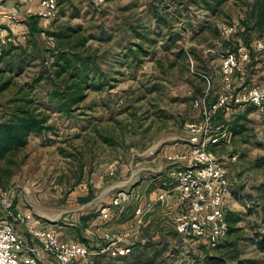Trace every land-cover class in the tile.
<instances>
[{"label": "rangeland", "instance_id": "obj_1", "mask_svg": "<svg viewBox=\"0 0 264 264\" xmlns=\"http://www.w3.org/2000/svg\"><path fill=\"white\" fill-rule=\"evenodd\" d=\"M254 1L108 0L95 5L90 0H59L55 18L34 16L39 33L29 34L30 16L17 39H5L0 54L11 45L22 44L30 54L42 56L49 49L71 48L86 39L84 48L107 52L109 68H103L113 79L108 83L91 80L84 101L67 114L53 102L47 111L49 129L30 134L24 148L0 162L4 168L0 169V190L11 191L14 207L30 215L29 224L54 230L68 240L83 239L91 254L80 264H201L206 254L222 255L226 264H236L228 261L232 248L240 264H264V255L253 243L264 234V163L258 162L264 160V110L252 106L234 105L214 117L229 132L226 141L209 147L224 162L228 174L230 195L224 210L231 221L223 245L211 249L202 239L176 234L171 228L173 206L164 216L151 213L129 240L118 244L122 249L145 242L126 254L122 250L98 254V246L107 242L98 237L86 239L85 231L106 224L96 225L94 219L120 190L129 191L144 181L134 191L139 202L147 196L150 182L161 183L163 173L148 169L157 167L150 162V152L187 149L185 125L199 121L203 106L213 104L223 92L221 63L239 45L249 51L250 64L232 76L235 90L264 81V52L254 45L259 38L252 30L243 31L251 25L247 14ZM109 27L111 41L100 42L101 31ZM129 27L137 32L148 30L147 37L153 41L134 39ZM69 29L77 31L71 43H59L49 35ZM129 42L139 43L141 51L134 62L117 69L110 59L119 52L115 43ZM26 76L13 77L0 90V120L11 111L9 100L31 81ZM7 77L0 74V86ZM233 125L241 126L242 132L230 135ZM87 194L91 200L80 203L78 199ZM129 220L126 217L116 225L128 223L129 227ZM20 229L31 241L25 229ZM228 241L231 249L226 246Z\"/></svg>", "mask_w": 264, "mask_h": 264}, {"label": "built area", "instance_id": "obj_2", "mask_svg": "<svg viewBox=\"0 0 264 264\" xmlns=\"http://www.w3.org/2000/svg\"><path fill=\"white\" fill-rule=\"evenodd\" d=\"M101 5L108 0H90ZM39 18L53 19L57 14L58 0H39ZM0 45L10 40L13 30H3ZM257 50L264 51V41L254 42ZM250 62L249 51L239 45L236 52L228 55L221 63L224 79L223 92L211 105L203 106L201 119L185 125L188 132L187 149L166 154L163 160L170 166L169 182L163 181L160 192L153 199L137 202L132 209L134 221L121 232L104 233L109 245H118L131 238L135 229L144 225L156 204L173 195L177 197V211L171 217V228L182 236L202 239L208 248H215L225 238L228 224L225 219L224 202L230 195L227 169L224 162L215 157L209 147H217L229 138L226 127L214 122L220 111L231 110L234 105L252 106L264 110V81L242 90H235L232 76ZM197 105V104H196ZM156 162V153L150 152ZM235 156L232 158L234 159ZM137 195L131 190H120L100 209V221L109 219L112 208H122ZM30 215L16 209L10 190H0V264H40L41 256L56 264H71L84 260L91 253L87 247L74 240L60 238L54 230L36 228L29 224ZM23 227L31 241L23 237ZM130 248L125 246L122 253Z\"/></svg>", "mask_w": 264, "mask_h": 264}, {"label": "trees", "instance_id": "obj_3", "mask_svg": "<svg viewBox=\"0 0 264 264\" xmlns=\"http://www.w3.org/2000/svg\"><path fill=\"white\" fill-rule=\"evenodd\" d=\"M247 16L251 25L244 28V33L247 34L249 30H252L259 38L258 40L264 41V0H255L250 6ZM35 17L33 16L27 23L30 35L41 31L37 29L36 21L33 20ZM129 30L133 32L134 39L145 43L153 41L147 37L148 30L137 32L131 27H129ZM68 31L67 33L50 32L49 35L59 43L63 40L71 43V37L77 31L75 29H69ZM111 35L110 27L109 29H103L98 40L100 42H110ZM85 42L86 39H81L73 43L71 48L56 47V49H49L44 56L30 54L26 50V46H21L22 44H19V47L11 45L1 52L0 74H7L8 77L1 83L0 90L7 88L13 77L23 76L25 73L27 79L31 81L25 82L24 86L18 89L16 97L9 100L7 104L11 107V111L4 119L0 120V162H3L10 154L24 148L28 143L30 134H40L49 129L47 111L50 110L53 102H57L62 112L67 114L69 111L76 110L78 105L84 101L91 80L101 79L108 83L112 79L109 77L107 70H104L105 67L109 68L106 60L107 52L106 54H99V48H84ZM128 44L115 43V46H119V52L114 53L110 59L117 69L125 67L130 60L134 62L136 53L141 51L139 43L129 42ZM132 46L135 47V50ZM80 47H82L81 50ZM230 128V135L232 136L242 132L241 126L233 125ZM260 159L258 162L263 164L264 160ZM0 169L4 168L0 165ZM158 183L160 181H156L154 187L164 188L161 183ZM90 200V194L78 199L80 203H87ZM225 219L227 224L228 221H231L226 213ZM227 234H229V225ZM74 241L84 244L89 250L83 239ZM253 243L255 250L264 255V234L258 235ZM221 245L223 244L220 241L213 249ZM143 246H145V242L132 244L129 251L131 252L132 249L142 248ZM226 246L229 249L233 247L229 241L226 242ZM100 250L101 248H97L98 254L101 253ZM238 257V252L232 248L228 261H235L236 264H240L241 261ZM201 264H226V259L222 255L206 254Z\"/></svg>", "mask_w": 264, "mask_h": 264}, {"label": "crops", "instance_id": "obj_4", "mask_svg": "<svg viewBox=\"0 0 264 264\" xmlns=\"http://www.w3.org/2000/svg\"><path fill=\"white\" fill-rule=\"evenodd\" d=\"M39 10H40L39 0H0V37L4 35L3 30H13V33L10 34V40L11 39H14V40L17 39L19 31H23V29L26 28L25 22H26L27 18L30 16L38 17L37 14H38ZM171 149H168V151L166 150L165 152H159V153L157 151H155L156 163L152 162L151 159H150V162L153 163L154 167H156V164H157L156 170L148 168L151 171L162 172L164 175V179L163 178H161V179H163V181H167V182H169V180H171L169 178L170 177L169 175L171 173L172 168L164 162L163 157L169 153L179 152V151L185 150V148L184 149L183 148H174V149H172V151H171ZM142 183H144V181H141L139 185H137L135 188L130 189V190L132 192H134V191L136 192V189H140ZM150 183H151L150 184L151 188L149 189L147 196L141 197V199H140L141 201L153 199L155 197V195H157L160 192L161 189H153L154 184H155V180H153V182H150ZM145 187H149V184H147ZM172 199H173V201H172ZM137 202H138V198H135L131 203H129L126 206H123L122 208H112L109 219L104 221V222H106V224L104 226L99 225L103 222V221H100L99 216L95 217L96 218V220L94 219V221H96L95 224L99 225V227L96 228L95 230H93L92 232L85 230L86 231V239H87V237L89 239L91 237H98V238L102 239L104 233H113V232L117 233V232H121L124 229H126L128 223H125L124 225H118L117 226L116 222H120V221L124 220L126 217H130L129 222L133 223L134 218H133V214H132V209H133V206ZM172 206L175 209L174 210V213H175L177 211V197L175 195H173L169 199H166L163 203H161V204L159 203V205L157 206V209L156 210L153 209V211L151 213L153 215L157 214V216H164V214H166V212H171ZM129 207H131V211H130ZM151 215L149 214L147 217L150 218ZM59 237L64 238L61 236H59ZM64 239H68V238H64ZM119 245H109V243L107 242L106 246H103V247L98 246V248H101V250H100L101 253L105 252V251H113L114 252V250L116 252V251L122 250L124 248V247H122V249H119V247H118ZM84 260H76L72 264H80V263H82L81 261H84ZM78 261H79V263H78ZM41 262H43L41 264L52 263V262L42 261V259H41Z\"/></svg>", "mask_w": 264, "mask_h": 264}]
</instances>
